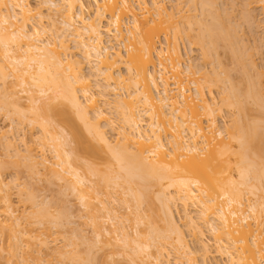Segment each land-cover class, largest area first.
Here are the masks:
<instances>
[{"label": "bare ground", "instance_id": "6f19581e", "mask_svg": "<svg viewBox=\"0 0 264 264\" xmlns=\"http://www.w3.org/2000/svg\"><path fill=\"white\" fill-rule=\"evenodd\" d=\"M188 2L200 13L175 20L164 6L165 17L150 19L144 14L140 19L138 10H149L146 0H41L37 8L26 0H0V110L13 113V121L19 123L0 138L13 146L20 124L28 120L40 130L56 161L51 165L47 158L36 161L29 143L28 155L20 150L14 155L31 162L38 175L43 165L49 180L61 181L62 190L76 194L86 209L106 210L111 224L95 217V239L87 242L84 263L90 264L92 250L106 239L116 245L122 242L141 264H209L216 255L225 259L223 264H264V224L259 220L264 212V86L249 77L254 61L224 10L209 0ZM257 2L264 11V0ZM126 19L133 25L124 30ZM162 32L174 39L184 34L200 45L205 59L214 58L207 84L192 80L197 100L185 94L187 88L171 87L163 75L169 73L161 59L165 50L176 54L171 59L183 56L179 46L161 45ZM219 47H224L230 62L220 58ZM180 65V61L174 65L176 75L182 71ZM190 68L185 65V71L194 74ZM125 81L134 86L131 93L118 92ZM21 91L27 93L26 108H21ZM108 108H114L123 124L116 125ZM220 111L231 117L222 119L223 124ZM54 121L62 122V130ZM66 127L69 133L63 130ZM111 131L117 140L110 138ZM79 151L105 154L115 167L103 170L81 162ZM9 188L0 173V211L5 206L10 214L8 227L19 248L29 234L15 214ZM109 188L124 192L123 200L136 210L137 226L146 224L143 231L136 227V236L126 225H118L111 201L103 199ZM24 192L35 206L41 204L30 212L36 223L46 217L59 223L61 213L44 212L48 200L38 203L37 194ZM145 201L147 212L142 207ZM179 204L192 246L175 216ZM156 210L162 227L155 224ZM0 228H5L1 220ZM203 228L212 233L213 245L203 238ZM30 237L48 243L38 235ZM168 245L179 254L166 253Z\"/></svg>", "mask_w": 264, "mask_h": 264}, {"label": "rangeland", "instance_id": "374dc122", "mask_svg": "<svg viewBox=\"0 0 264 264\" xmlns=\"http://www.w3.org/2000/svg\"><path fill=\"white\" fill-rule=\"evenodd\" d=\"M41 0H26V2L32 7H39ZM149 10L145 9L138 10L140 19L143 18L144 14H148L150 19H159L165 17V11L162 10L164 6L167 12H173L175 20H178L180 17H189L194 18L195 14H199L194 6H190L188 0H154L157 4H153V0H146ZM214 3L216 6H220L224 10V16H229L232 20V24L236 27V33L238 34L239 40L243 41V45L247 52L250 53L251 58L254 61V65L250 68L249 77L260 83L261 86H264V11L261 7L262 3L257 2V0H209ZM44 13L46 7H43ZM53 12H55L53 10ZM147 12V13H146ZM250 12V17H246V13ZM129 22V23H126ZM47 23V22H45ZM124 30L133 25L130 19H126ZM167 37L170 38L168 41ZM162 46H179L182 53V58L171 59V55L176 57V54L171 51H164V56L161 59L166 65L164 71L169 72L168 74L164 73L168 81L172 86L187 88L185 94L189 95L190 98H195V84L192 83L193 79L201 81L202 83L207 84L206 76L209 75L213 77L211 70L215 67L213 62L214 58L205 59L200 49V45L194 44L187 38L184 34L179 38H171L170 35H165L164 32L160 34V41ZM158 42V43H159ZM73 45V44H72ZM121 47L124 49V45L121 44ZM68 53V52H66ZM218 53L220 58L225 61V63L230 62V57L225 53L224 47H219ZM65 56V54H63ZM165 58H169L165 60ZM158 60V59H157ZM181 62L182 66L178 69H181L179 75H176L178 71L174 68V65H177L178 62ZM190 65V70L195 72L185 71V65ZM218 66V64H217ZM198 68L200 71L197 72ZM89 69L86 68V71ZM217 70H221L220 67H217ZM222 77L226 75L220 73ZM239 74H237L238 76ZM236 76V77H237ZM237 79H241L239 75ZM9 80H13V77H10ZM160 82V79L158 80ZM176 82L173 84L172 82ZM104 82V80H100ZM118 92L120 93H131L134 90L133 85H129L127 81L118 85ZM162 88V85L159 86ZM217 89V86H212ZM21 90V88H17ZM205 92H209V88L205 87ZM94 91H97L96 89ZM176 91V90H174ZM20 102L22 104L21 108H26L28 104L27 93L20 92ZM83 98V96H82ZM112 98V96H111ZM107 107V106H106ZM109 115L112 116L117 121V126L123 124L113 109H109ZM219 123L223 124L222 119L229 120L231 117L230 114L224 116L223 112H219ZM13 113L6 114L4 110H0V135L9 131L12 127H16L19 123L17 120L13 121ZM15 119V118H14ZM149 122L150 117L144 116V121ZM62 122L54 121V126L58 131L63 128ZM207 125L206 122H204ZM20 132L16 134V140L14 145L9 147L7 138H0V161L3 164H0V173L2 174L3 179L10 184L8 189V194L12 201L15 214L20 215L21 222L28 230V236L26 235L23 238L21 247L14 246V230L10 229L8 225L11 223L9 219L10 214L6 211L5 206L1 208L0 211V220L5 228H0V263L1 264H88L82 261V257L87 255L86 247L87 242H92L95 239V225L94 220L96 216H102V220L107 221L106 225L109 226L111 221L106 217V210H96L95 208L86 209L79 197L70 192L62 190L63 185L61 181L55 179L49 180V175L44 169L43 165H39V168L42 169L40 175L36 174L30 168V163L24 160L21 157L15 156L16 150H20V154L28 155L26 150L27 145L32 147V155L36 161H43L44 158H47L49 162L48 165H51L56 159L53 156V153L48 149V146L43 143L41 137V132L37 127L28 124V120H24L20 124ZM66 133H69V129H63ZM112 140H117V134L113 131L109 133ZM20 136V137H19ZM12 138V137H11ZM69 138L70 135H69ZM27 142V143H26ZM70 146H75L74 142H71ZM79 160L88 161L93 165L103 169L108 170L109 168H114V162L105 154L98 157L84 151H79ZM18 161V162H17ZM58 168V167H57ZM93 180H96L97 177H92ZM94 181L91 183L93 184ZM23 191H32L37 194L36 200L38 203L48 200V204L45 206V211L47 210L54 215L61 213L59 217V223H54L52 217L42 218L43 223L39 224L35 222V218L30 215L39 206H35L36 202H31L26 199V194L24 195ZM24 192V193H25ZM103 199L111 201L112 206L116 210V214L120 218L118 225H126L127 230L133 235L136 236V227L139 231H143L146 228V224L143 223L139 226L136 225L135 215L136 210L134 207H129L128 204L123 200L125 197L124 192L121 189L113 190L109 188V193L104 192L102 195ZM95 206L101 208L102 205L98 200L93 199ZM157 204L158 202L155 201ZM148 202L145 201L142 204L144 212H147ZM133 210V211H132ZM192 212L195 213L194 209L191 208ZM159 211H155L153 214L156 216ZM175 216L178 222L182 225L189 243L194 245V242L191 240L193 236L191 231L187 226L184 225L185 222V213L181 207V204L176 205L174 208ZM259 220L263 221L264 224V212L260 216ZM253 221V219H252ZM155 224L162 227L163 221L161 218L156 216ZM115 225H112L111 228H114ZM264 227V225L262 226ZM204 229L203 238L213 245L214 239L212 233L207 229ZM30 235H38L42 239H46L48 243L46 245L40 244V241L36 238H31ZM109 235L105 233L104 237ZM104 239L102 242L92 250V255L94 256L90 264H141L140 259H135L133 257V251H126L122 248V242H117V245L113 243H107ZM166 253H170L171 257L179 254L177 249L173 245H168L165 250ZM61 252H64V255H61ZM199 256V255H198ZM199 260L201 257L199 256ZM184 260V259H182ZM225 261L224 258H221L219 255L211 257L209 264H223Z\"/></svg>", "mask_w": 264, "mask_h": 264}]
</instances>
